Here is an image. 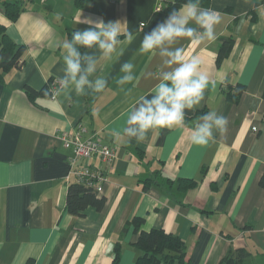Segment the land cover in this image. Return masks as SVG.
Returning a JSON list of instances; mask_svg holds the SVG:
<instances>
[{
  "label": "crops",
  "instance_id": "0c3cea01",
  "mask_svg": "<svg viewBox=\"0 0 264 264\" xmlns=\"http://www.w3.org/2000/svg\"><path fill=\"white\" fill-rule=\"evenodd\" d=\"M2 1L21 6L15 21L4 15ZM175 2L0 0V24L24 48L22 67L6 72L0 83V264H112L117 245V264H134L133 218L142 219L139 231L160 229L181 239L192 264H219L242 249L249 253L244 264H264L263 0H210L205 9L220 16L215 41L173 45L184 49L185 60H200L211 82L204 98L185 110L182 126L149 130L140 142L123 134L132 109L160 82L161 58L138 51L143 35L185 4ZM85 18L119 20L122 33L134 35L131 43L119 37L122 55L111 61L99 58V50L81 51L99 58L89 79L106 78V88L30 99V90L64 76L63 42L88 27L80 23ZM125 62L135 65L133 79L117 85ZM237 86L244 91L233 103L227 94ZM210 111L227 118L225 130H214L207 145L192 144V130ZM77 124L115 150L100 194L104 207H88L82 216L65 208L71 151L57 136ZM89 163L104 169L96 158ZM185 180L193 187H180Z\"/></svg>",
  "mask_w": 264,
  "mask_h": 264
},
{
  "label": "clouds",
  "instance_id": "9594fccd",
  "mask_svg": "<svg viewBox=\"0 0 264 264\" xmlns=\"http://www.w3.org/2000/svg\"><path fill=\"white\" fill-rule=\"evenodd\" d=\"M219 22V14L202 8L201 0H187L180 8L172 9L165 19L143 35L138 51L142 55L151 53L161 58L160 82L150 99L142 97L138 106L132 109L123 128L124 135L140 142L149 130L183 125L185 110L200 104L211 82L208 75L200 71L199 59L192 57L185 60L184 49L173 45L182 39H188L195 45L205 40L213 42L216 39L214 29ZM80 23L88 27L73 32L71 39H66L62 45L65 67L57 95L72 90L78 95L84 94L86 87L94 92L103 91L107 86L106 78L100 76L95 80L89 79L97 70L99 58L111 61L113 54L122 55V49L117 53L122 43L119 39L122 34L125 43H131L134 39L131 32L122 33L119 20L106 23L102 19L94 21L85 18ZM81 48L99 50L100 56L98 58L88 52L82 53ZM134 67L131 62L121 65L120 71L124 75L116 80L117 85L132 81ZM227 123V118L216 112L204 114L192 130L191 143L199 146L209 144L214 130L223 132Z\"/></svg>",
  "mask_w": 264,
  "mask_h": 264
},
{
  "label": "trees",
  "instance_id": "16d2710c",
  "mask_svg": "<svg viewBox=\"0 0 264 264\" xmlns=\"http://www.w3.org/2000/svg\"><path fill=\"white\" fill-rule=\"evenodd\" d=\"M87 0H76L78 6H82ZM210 0H201V7L205 8L209 5ZM187 0H176L175 6L186 3ZM264 2V0H263ZM4 15L9 21H15L19 15L21 6L15 2H1ZM72 34L69 39H71ZM225 43L221 49V55L226 53ZM228 48V47H227ZM85 49L81 48L80 51ZM24 48L18 46L6 33L4 25L0 24V83H3L4 75L11 69L21 68L23 65L22 54ZM220 59V58H219ZM40 91L30 90L29 98L32 99L35 94L49 95V83ZM244 91L243 86H237L233 93L227 94V99L236 103ZM152 182L146 180L145 185ZM180 187L187 189L193 187L194 182L185 180L180 182ZM260 185L264 187V175L260 180ZM105 204V198L97 196L91 189L83 185L71 183L66 192L65 208L66 211L73 216H82L88 207H93L97 211H101ZM142 223L141 218H133L131 224L136 229L137 238L134 247L138 250L139 256L134 264H192L186 259V250L184 242L171 233L164 232L160 229H152L149 231L138 230ZM249 253L246 250L230 251L229 254L219 264H244V260ZM120 257V247L117 245L114 249V259L112 264H117ZM26 264H32L27 261Z\"/></svg>",
  "mask_w": 264,
  "mask_h": 264
},
{
  "label": "built area",
  "instance_id": "2783aa9c",
  "mask_svg": "<svg viewBox=\"0 0 264 264\" xmlns=\"http://www.w3.org/2000/svg\"><path fill=\"white\" fill-rule=\"evenodd\" d=\"M156 12L162 11L160 4L155 8ZM49 85V98L54 100L57 90L61 88L59 79H52ZM256 131L255 127L251 128ZM62 146L71 151L67 158L69 167L68 179L73 183L80 184L91 189L97 196H100L106 181V169L114 159L115 150L106 143L101 142L95 134L89 135L87 129L77 124L70 131L57 132ZM96 158L104 164V169L90 165V160Z\"/></svg>",
  "mask_w": 264,
  "mask_h": 264
}]
</instances>
